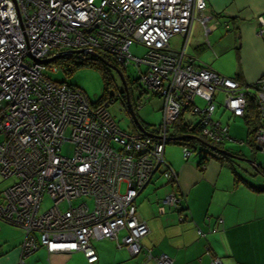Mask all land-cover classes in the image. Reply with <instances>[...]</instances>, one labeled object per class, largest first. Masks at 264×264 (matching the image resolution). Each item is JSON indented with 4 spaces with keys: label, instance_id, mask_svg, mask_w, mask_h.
Listing matches in <instances>:
<instances>
[{
    "label": "built area",
    "instance_id": "built-area-1",
    "mask_svg": "<svg viewBox=\"0 0 264 264\" xmlns=\"http://www.w3.org/2000/svg\"><path fill=\"white\" fill-rule=\"evenodd\" d=\"M207 6V0H0V174L16 178L0 194V219L25 233L18 264L41 247L82 252L96 264L93 240L116 239L121 230V246L133 254L173 264L168 254L143 247L149 226L136 198L157 173L169 184L178 181L165 149L173 124L187 112L198 117L190 123L203 126L208 145L231 139L230 125L213 119L219 93L232 118L252 116L253 147L264 150V76L249 88L196 66L186 53L195 21L206 27ZM175 36L183 38L178 50ZM133 45L147 49L143 58L131 53ZM70 57H108L124 70L146 65L139 84L164 99L158 131L122 129L108 102L92 103L82 89L45 74L51 63ZM120 96L127 94L113 102ZM66 142L74 145L71 157L62 154ZM183 147L189 160L193 152ZM46 197L50 205L43 208ZM79 198L84 201L75 206ZM181 200L172 191L164 205L175 209Z\"/></svg>",
    "mask_w": 264,
    "mask_h": 264
},
{
    "label": "crops",
    "instance_id": "crops-1",
    "mask_svg": "<svg viewBox=\"0 0 264 264\" xmlns=\"http://www.w3.org/2000/svg\"><path fill=\"white\" fill-rule=\"evenodd\" d=\"M207 4L208 32L200 21L194 23L188 57L196 66L210 67L253 88L264 76V0H207ZM174 160L168 162L178 181L170 183L161 198L172 191L182 193L186 207L176 211L160 202L155 190L162 183L156 175L155 184L136 198L139 216L149 226L143 247L155 255L168 254L173 264H212L214 258L224 264H264V191L251 188L255 184L242 175L243 180L237 181L229 162L210 160L202 168L199 161ZM125 234L121 230L116 239L93 240L99 255L96 264H156L144 252L135 255L121 246ZM24 238L20 227L0 219V264L19 263ZM25 261L89 264L82 252L49 253L45 247Z\"/></svg>",
    "mask_w": 264,
    "mask_h": 264
},
{
    "label": "rangeland",
    "instance_id": "rangeland-1",
    "mask_svg": "<svg viewBox=\"0 0 264 264\" xmlns=\"http://www.w3.org/2000/svg\"><path fill=\"white\" fill-rule=\"evenodd\" d=\"M181 38V36L173 37L171 39L172 47L178 46L179 44L181 45V43H183ZM189 51L190 45L188 46V52ZM146 52L147 49L143 46L133 45L131 48V53L139 58H143ZM54 67L57 68L56 71L53 70ZM108 70L112 82L110 92L105 89V80L102 76V73L93 66L83 65L70 73L61 64L53 62L50 64V67L48 66L45 74L57 82H66L82 89L92 103H98V101L102 100V98L105 96H112L115 93L124 91L123 81L118 75L117 71L110 66H108ZM146 70V65L135 66L132 63L126 70L123 71V74L131 93V104L133 107H136V110L134 111L136 116L142 125L144 124L150 132H154L157 128H159L163 120L162 107L164 105V99L149 92L145 87L139 84L138 79L141 77L142 73L146 72ZM224 99V93H219L218 99L216 100L217 109L213 115V119L215 121H221L224 125H230L231 139H228L222 146H225V150L244 156L248 161H256V163L260 165V169L252 166L250 162L234 160L237 163L236 168L240 175L248 178L249 181L255 185L264 186V174L262 172L264 171V150H253L249 143L251 136L246 120L243 117L232 118L231 112L225 109ZM198 103L201 105L205 104V102L199 98ZM127 104V99L123 96H120L117 100L109 104V110L122 129L132 131L133 117L131 112L128 110ZM196 118L198 117L190 116L189 112H187L184 117L186 123ZM172 131L173 130L171 129V132ZM189 149L193 152L192 157L189 159L191 162L197 163L202 157L209 159V161H218L214 157V151L206 144L194 142L189 145ZM183 150V145L175 144L173 142L168 143L165 152L166 160L170 161L172 159L173 161L175 159L177 161H187L184 158ZM73 153L74 145L71 142L64 143L62 146V154L64 156L71 157L73 156ZM156 175L158 182H166V179L162 177L160 173H157ZM15 180L16 178L4 179V177L0 174V192L6 190L8 186H10ZM167 187L168 185L162 190H159V192L156 193V197L161 199V196ZM122 191H125V185L122 186ZM83 201L84 198H79L74 200L73 204L76 206ZM89 202L90 205L93 206L94 202L91 200ZM49 205L50 201L46 197L43 208H47ZM64 206H69V203H64Z\"/></svg>",
    "mask_w": 264,
    "mask_h": 264
},
{
    "label": "trees",
    "instance_id": "trees-1",
    "mask_svg": "<svg viewBox=\"0 0 264 264\" xmlns=\"http://www.w3.org/2000/svg\"><path fill=\"white\" fill-rule=\"evenodd\" d=\"M55 62L61 64L68 72H73L74 70H76V68L83 66V65H88V66H93L95 68H97L98 70H100V72L102 73V76L105 80V89L107 91L110 92V88L112 86V82H111V76L109 75V70H108V66L110 67H117L118 69H120L122 72L124 71L123 68H121L119 66V64L113 60L112 58H96L95 60H88V61H79L76 60L74 57H70V58H63V59H59L56 60ZM63 83V82H62ZM66 83V82H64ZM68 84V83H67ZM70 85V84H69ZM73 86V85H71ZM76 87V86H74ZM114 97L113 96H108V97H103L102 100L98 101V102H108L109 104L113 102ZM128 110L131 112V110L134 112L136 110V107H133V105L131 104V108L129 109V104H127ZM251 108L254 109V104L252 102ZM253 112H255V109L253 110ZM244 119L246 120L248 126H249V133L251 136V140L249 141L250 145L253 146L255 145V142L252 138L253 133H254V121L252 119V116H245ZM133 121V130L134 131H138V127L135 124L134 120ZM144 128L148 130V128L143 124ZM202 129L203 126L200 125L199 123L194 122L193 124H191L190 122H185V119L183 117H180L179 119H177L175 121V123L172 126V132H171V140L169 141V143H175V144H180V145H191L194 142H201L202 144H206L207 146H209L213 151H214V157L218 160V161H225V162H229L231 164V167L234 171V175H235V179L237 181L239 180H243V177L239 174V172L236 170V168L234 167V164L236 163V161H234L232 158L228 157L227 155L222 154L221 152H219V148L224 149V146H214L212 144L208 145V143L204 140L203 136H202ZM158 131V128L154 131L156 132ZM214 147L217 148L214 149ZM238 154V153H237ZM207 161H209V159H206L205 157H202L199 161V165L200 167H204L206 166ZM259 169H260V165H259ZM264 174V171H262ZM251 188L255 189V190H262L264 191L263 187L260 186H256V185H250ZM182 196V200L179 202L178 207L175 208L174 210H179V208L185 206L186 207V199L183 196L182 193H179ZM222 222V220H221ZM159 255V254H158ZM222 261V260H221ZM224 264V263H223Z\"/></svg>",
    "mask_w": 264,
    "mask_h": 264
},
{
    "label": "water",
    "instance_id": "water-1",
    "mask_svg": "<svg viewBox=\"0 0 264 264\" xmlns=\"http://www.w3.org/2000/svg\"><path fill=\"white\" fill-rule=\"evenodd\" d=\"M54 59H55V57H54V58L47 59V60H44L43 62H44V63H48V62H51V61L54 60ZM112 68H114V69L117 71L118 75L121 77V79H122V81H123V84H124V91H123V92H120V93H126V94H127V102H128V104H129V109H132V108H131V100H130L129 88H128V85H127V81H126V79H125V76H124L123 72H122L120 69H118L117 67H112ZM131 114H132L133 120H134L135 124L137 125L138 129H139L141 132L148 134V131H147V130L144 128V126L141 124V122L139 121V119H138V117L136 116L135 112H133V111L131 110ZM214 149L217 150L216 147H214ZM218 150H219V152H221V153L224 154V155H227L228 157L232 158L233 160H242V162H250V164H251L252 166L256 167V168L259 166V165L256 163V161H250V160L248 161L244 156L234 154V153H232V152H230V151H228V150H225V149H220V148H219ZM256 151H263V148L257 146V147H256ZM150 184H155V183H154V182H150V183L146 184V186L144 187V189H145L146 187H148ZM167 185H169L168 182L162 183L160 186H158V187L156 188L155 192H158L159 190H162V189H163L165 186H167ZM169 194H170V193H167L163 198L160 199V202H161L162 204L165 203L166 198H167V196H168Z\"/></svg>",
    "mask_w": 264,
    "mask_h": 264
},
{
    "label": "flooded vegetation",
    "instance_id": "flooded-vegetation-1",
    "mask_svg": "<svg viewBox=\"0 0 264 264\" xmlns=\"http://www.w3.org/2000/svg\"><path fill=\"white\" fill-rule=\"evenodd\" d=\"M131 94V93H130ZM119 95V93H115L114 95H112L113 97L117 98Z\"/></svg>",
    "mask_w": 264,
    "mask_h": 264
},
{
    "label": "clouds",
    "instance_id": "clouds-1",
    "mask_svg": "<svg viewBox=\"0 0 264 264\" xmlns=\"http://www.w3.org/2000/svg\"><path fill=\"white\" fill-rule=\"evenodd\" d=\"M129 93H130V91H129ZM126 99H127V97H126ZM130 99H131V96H130ZM254 149L256 150V148L254 147Z\"/></svg>",
    "mask_w": 264,
    "mask_h": 264
}]
</instances>
